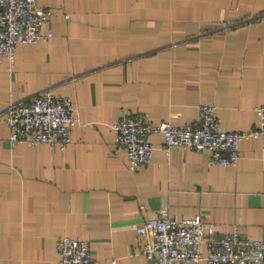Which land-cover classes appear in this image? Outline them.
<instances>
[{"label":"crops","instance_id":"0c3cea01","mask_svg":"<svg viewBox=\"0 0 264 264\" xmlns=\"http://www.w3.org/2000/svg\"><path fill=\"white\" fill-rule=\"evenodd\" d=\"M37 2L53 37L0 56V264H59L62 236L87 241L95 264H157L136 228L164 210L264 241V137L242 140L229 167L152 134L151 162L130 171L114 129L122 115L183 126L208 104L222 130H255L264 0ZM47 91L76 107L72 143L12 146L8 108Z\"/></svg>","mask_w":264,"mask_h":264},{"label":"built area","instance_id":"2783aa9c","mask_svg":"<svg viewBox=\"0 0 264 264\" xmlns=\"http://www.w3.org/2000/svg\"><path fill=\"white\" fill-rule=\"evenodd\" d=\"M52 17L53 11L41 8L37 0H0V56L12 62L19 45L50 40ZM257 114V128L244 132L222 130L215 106L208 104L199 107L196 120L183 126L122 115L114 126L115 139L125 151L130 171L151 162L155 149L149 140L152 134L163 138L166 151L182 147L206 152L210 164L234 167L240 158L239 143L264 137V104ZM5 123L12 146L18 142L52 144L64 151L72 143V130L79 118L70 97L47 91L27 104L10 106ZM136 232L146 239L142 255L154 258L157 264H264V241L242 238L237 231L218 236L214 226L199 216L178 220L164 210L146 219ZM203 245L205 254L200 251ZM56 254L59 264H95L88 242L70 236L57 240Z\"/></svg>","mask_w":264,"mask_h":264}]
</instances>
